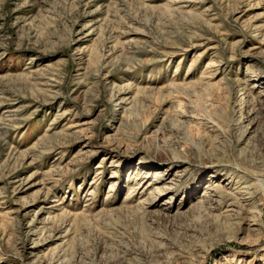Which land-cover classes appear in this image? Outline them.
<instances>
[{
    "label": "rangeland",
    "instance_id": "obj_1",
    "mask_svg": "<svg viewBox=\"0 0 264 264\" xmlns=\"http://www.w3.org/2000/svg\"><path fill=\"white\" fill-rule=\"evenodd\" d=\"M0 264H264V0H0Z\"/></svg>",
    "mask_w": 264,
    "mask_h": 264
}]
</instances>
